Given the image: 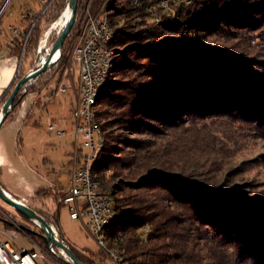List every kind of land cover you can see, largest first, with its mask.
Returning a JSON list of instances; mask_svg holds the SVG:
<instances>
[{"label":"trees","instance_id":"trees-1","mask_svg":"<svg viewBox=\"0 0 264 264\" xmlns=\"http://www.w3.org/2000/svg\"><path fill=\"white\" fill-rule=\"evenodd\" d=\"M50 7L27 42L35 29L31 42H37L40 20ZM105 10L115 54L96 102L105 144L91 173L113 201L107 248L120 264H214L217 247L264 264L261 202L190 171L174 173L169 146L159 141L186 123L218 118L264 134V55L232 48L248 32L263 30L264 0H178L167 7L161 0H109ZM28 30L29 25L24 34ZM66 41L61 70L68 63ZM27 92L17 94L2 124ZM61 207L51 220L39 214L59 227ZM68 245L83 262L112 264L101 248Z\"/></svg>","mask_w":264,"mask_h":264},{"label":"rangeland","instance_id":"rangeland-1","mask_svg":"<svg viewBox=\"0 0 264 264\" xmlns=\"http://www.w3.org/2000/svg\"><path fill=\"white\" fill-rule=\"evenodd\" d=\"M7 1L5 12L0 16V41H3V38L8 40L9 46L13 48L19 72L12 89L0 102V113L18 80L36 69L42 57L47 59L65 27L70 12L69 0H54L49 15L40 20L37 42H31L38 31L35 29L29 41L22 45L18 37L11 41L13 34L8 26L14 25L21 30L24 29L29 19L20 22L17 19L28 9L38 12L42 8V0H0V9ZM80 1L82 9L76 12L74 26L67 36V65L62 70L58 67L62 54L60 50V57L56 62L44 73L23 84L20 93L28 92L22 99L18 112L8 118L0 128V141L7 150L3 174L6 179V183L3 184L6 188L10 190L8 183L11 181L21 187L32 185L42 186L43 189L39 193L34 190L27 196H16L7 191L11 197L21 200L38 214L48 218L57 207L62 206L59 227L55 225L59 237L62 239L60 234L62 232L63 240L67 244L95 251L99 246L79 220L70 218L63 198L70 184L72 156L75 154L73 109L78 66L73 61L72 53L80 39L81 25L88 11L92 13L100 11L107 15L105 7L109 0L100 2L96 10L94 6L97 0ZM9 12H12L11 16ZM45 34H48V43L46 42L45 47L39 48ZM14 44L17 46L16 49ZM232 48L243 53L264 55V28L248 32L240 41L233 44ZM60 87L65 88V91H60ZM29 112L31 113L29 121L24 124L23 121ZM50 125L53 126L52 129L49 128ZM159 141H166L169 146L168 158L174 165L171 166L174 173H178L179 170L190 171L197 178L217 183L219 187L237 188L244 191L245 197L257 200L264 206V134H260L256 128L226 118L199 120L171 130ZM79 150H76L77 155ZM127 151L125 150L126 153ZM99 154L100 152L97 158ZM110 173L108 171L106 175ZM0 209L17 223L24 224L28 229L33 228L27 217L1 197ZM215 251L218 258L213 259L214 264H221L222 260L226 261V264H256L253 260L245 261L232 256L227 248L217 247Z\"/></svg>","mask_w":264,"mask_h":264},{"label":"built area","instance_id":"built-area-1","mask_svg":"<svg viewBox=\"0 0 264 264\" xmlns=\"http://www.w3.org/2000/svg\"><path fill=\"white\" fill-rule=\"evenodd\" d=\"M53 1L42 0V8L39 12L28 9L21 14L22 19H29V30L26 34H24L23 29L9 25L8 28L13 34L11 41L18 37L21 44L25 45L38 18L51 6ZM169 2L161 0L164 7H167ZM7 3L8 1L0 9V16L5 12ZM9 14L12 13L9 12ZM107 37L103 28L102 12L92 13L88 11L86 19L81 25L80 39L72 53L73 61L78 66L73 109L75 154L72 156L70 184L63 198L64 205L69 210L70 218L79 220L86 232L101 249L100 241L97 238V228L105 223V215L110 214L112 207L110 194L107 191H97L94 184L89 181L90 158L95 155L100 144L91 113V94L96 85L102 81L103 63L109 53L106 49ZM59 57L60 52L52 61L56 62ZM45 60L42 57L36 69L40 68ZM60 91H65V88L60 87ZM49 128L52 129L53 126L50 125ZM77 149H80L79 155H77ZM17 201L22 202L21 200ZM28 219L33 228L28 229L24 224H22L24 228H21L19 226L21 223H17L0 209V264H70L71 259L65 250L54 244L51 247H46L42 223L36 218ZM49 225L53 235L57 239H61L55 224L50 222ZM33 233L38 234L42 240H37ZM108 255L111 263L116 264L117 259L110 254Z\"/></svg>","mask_w":264,"mask_h":264},{"label":"water","instance_id":"water-1","mask_svg":"<svg viewBox=\"0 0 264 264\" xmlns=\"http://www.w3.org/2000/svg\"><path fill=\"white\" fill-rule=\"evenodd\" d=\"M68 7L71 9V15L67 21V24L65 25V27L62 29L59 37L57 38L49 56L47 57V59L45 60L44 64L33 71L28 72L26 75H24L23 77H21L18 82L15 84L13 90L11 91L10 95L8 96V98L6 99V101L4 102L2 109H1V113H0V125L2 124L3 120L5 119L6 115L12 110L13 107V102L15 97L17 96V94L20 92L21 87L23 86L24 83H26L27 81L31 80L32 78H35L37 76H39L40 74L44 73L48 67L54 63L52 61L53 56L55 53H59L61 50V47L65 41V39L67 38L68 34L70 33V31L72 30L75 20H76V12H77V0H69L68 1ZM0 197L7 203H9L10 205H12L17 211H19L22 215H24L27 218H36L38 219L43 227H42V231L44 233L43 239L45 242L46 247H51L52 244L56 245L57 247L62 248L63 250H65V252L69 255L71 261L70 264H89L86 262L81 261L80 259H78L74 253L72 252V250L70 249L69 245L65 242V240L63 239H57L54 235L53 232L51 230V227L49 225V223L40 215L38 214L33 208H31L30 206L22 203V202H18L17 200H15L14 198H12L9 193L3 189V187L0 184ZM21 228H24V225L20 224L19 225Z\"/></svg>","mask_w":264,"mask_h":264},{"label":"bare ground","instance_id":"bare-ground-1","mask_svg":"<svg viewBox=\"0 0 264 264\" xmlns=\"http://www.w3.org/2000/svg\"><path fill=\"white\" fill-rule=\"evenodd\" d=\"M163 1H171V0H163ZM70 14H71V9H70L67 21L70 17ZM67 21H66V23H67ZM102 21H103V28L106 31V34L108 36L106 39V49L109 51V53L107 55L106 61L103 63L102 81H101V83H98L96 85L94 92L91 94V113L93 116V123L96 127V130H97V138H98L100 144L97 147L95 155L90 158L89 181L94 184V186L97 188V191H106V190L102 189V187L100 186V183L93 177V175L91 173L92 164L96 160L98 153L100 152V150L102 149V147L105 143V138L102 134L101 125H100L99 121L96 120L97 119L96 102H97V98H98L99 93L101 92V90H103L102 88L106 85V83L109 79L110 69H111L113 59H114V54H115L113 47H111V45H110V43L112 42V38L114 37L115 34L113 32V29L110 26L109 19H108V16L106 14H102ZM66 23H65V25H66ZM47 39H48V34L47 35L45 34L44 38L42 40V43L40 45L41 48L46 46ZM57 54L58 53L54 54L53 59H55L57 57ZM110 200H111V207H112L113 201H112L111 196H110ZM113 214H114V212L112 209V210H110V214L105 215V223H102V225H100L99 228H97V238L100 241L102 249L105 250L106 252H108V254H110V256L117 259L116 264H120V260H119L118 255L114 251L109 250L105 244V233L107 230V225L109 224L110 220L112 219Z\"/></svg>","mask_w":264,"mask_h":264},{"label":"crops","instance_id":"crops-1","mask_svg":"<svg viewBox=\"0 0 264 264\" xmlns=\"http://www.w3.org/2000/svg\"><path fill=\"white\" fill-rule=\"evenodd\" d=\"M12 13V12H11ZM9 14V13H8ZM10 15V14H9ZM11 16V15H10ZM20 21H25L22 19L21 15L20 18L17 19ZM13 48L9 46L8 40L3 38V41H0V100L1 98L12 89L13 83L16 79L17 73L19 72V69H17V58L16 55L13 54ZM30 69V68H29ZM20 107V105H19ZM13 113L16 114L18 112V109ZM30 113V112H29ZM26 115V119L23 121L24 124H27L29 121V117L31 116V113ZM12 115L11 117H13ZM10 118V117H9ZM4 124V123H3ZM2 124V125H3ZM1 125V127H2ZM0 127V128H1ZM4 145L2 144V141H0V181L1 186L6 191L16 195V196H27L30 195L32 191L37 190L39 188H42V186L36 187L32 185H27L26 187H21L15 182H10L9 187L6 188V186L3 183H6V179H4V170H5V163H6V153L7 150L4 149Z\"/></svg>","mask_w":264,"mask_h":264}]
</instances>
